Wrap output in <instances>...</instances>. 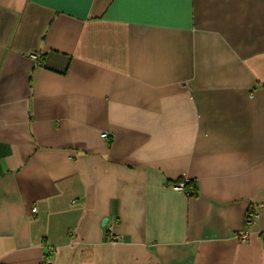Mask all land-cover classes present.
Here are the masks:
<instances>
[{
	"label": "crops",
	"instance_id": "0c3cea01",
	"mask_svg": "<svg viewBox=\"0 0 264 264\" xmlns=\"http://www.w3.org/2000/svg\"><path fill=\"white\" fill-rule=\"evenodd\" d=\"M48 249L264 264V0H0V264Z\"/></svg>",
	"mask_w": 264,
	"mask_h": 264
},
{
	"label": "built area",
	"instance_id": "2783aa9c",
	"mask_svg": "<svg viewBox=\"0 0 264 264\" xmlns=\"http://www.w3.org/2000/svg\"><path fill=\"white\" fill-rule=\"evenodd\" d=\"M34 59L37 58L36 55L33 56ZM101 137L103 138H108V134L107 133H102L101 134ZM178 189H182L184 190V187L183 185L179 186ZM32 212H36V208H32ZM258 216V213L256 210L254 209H249L246 213V225L247 226H250L253 221L255 220V218ZM106 232H107V238L110 240V241H116L118 239V237L113 234L112 232V227L109 225L106 227ZM249 237V234L248 232L246 231H240L236 234V238L239 240V241H245L247 240ZM52 251L53 249H48L44 252L43 254V257H42V260H41V263L40 264H53V259H52Z\"/></svg>",
	"mask_w": 264,
	"mask_h": 264
},
{
	"label": "trees",
	"instance_id": "16d2710c",
	"mask_svg": "<svg viewBox=\"0 0 264 264\" xmlns=\"http://www.w3.org/2000/svg\"><path fill=\"white\" fill-rule=\"evenodd\" d=\"M184 190L189 192L190 195H196L197 194V188L193 183H186L184 185Z\"/></svg>",
	"mask_w": 264,
	"mask_h": 264
},
{
	"label": "water",
	"instance_id": "95a60500",
	"mask_svg": "<svg viewBox=\"0 0 264 264\" xmlns=\"http://www.w3.org/2000/svg\"><path fill=\"white\" fill-rule=\"evenodd\" d=\"M104 222H105V220H104Z\"/></svg>",
	"mask_w": 264,
	"mask_h": 264
}]
</instances>
